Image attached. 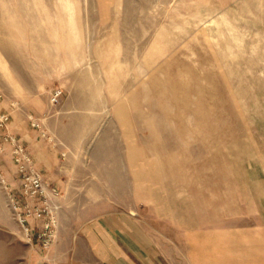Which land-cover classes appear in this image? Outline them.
Returning <instances> with one entry per match:
<instances>
[{
	"label": "rangeland",
	"instance_id": "374dc122",
	"mask_svg": "<svg viewBox=\"0 0 264 264\" xmlns=\"http://www.w3.org/2000/svg\"><path fill=\"white\" fill-rule=\"evenodd\" d=\"M2 113L35 167L31 148L52 160L39 171L64 183L67 214L48 249L28 241L0 129V264L87 261L75 226L124 209L137 167L228 202L243 167L264 164V0H0Z\"/></svg>",
	"mask_w": 264,
	"mask_h": 264
},
{
	"label": "crops",
	"instance_id": "0c3cea01",
	"mask_svg": "<svg viewBox=\"0 0 264 264\" xmlns=\"http://www.w3.org/2000/svg\"><path fill=\"white\" fill-rule=\"evenodd\" d=\"M30 152L36 169L53 168ZM144 170L126 171L131 199L124 209L106 205L78 221L75 238L88 254L82 264H264V164L243 167L228 202L223 192L195 202Z\"/></svg>",
	"mask_w": 264,
	"mask_h": 264
},
{
	"label": "built area",
	"instance_id": "2783aa9c",
	"mask_svg": "<svg viewBox=\"0 0 264 264\" xmlns=\"http://www.w3.org/2000/svg\"><path fill=\"white\" fill-rule=\"evenodd\" d=\"M62 91H53L52 103L57 104ZM30 126L40 129L42 121L32 115L27 116ZM9 117L0 114V129L3 130L2 143L9 145L12 163L19 181L21 201L11 200L15 218L30 243L48 249L57 234L58 215L62 209V194L57 186L48 182L36 169L33 158L24 145L7 131ZM43 136V135H42ZM3 149L0 147V152ZM4 183V180H1Z\"/></svg>",
	"mask_w": 264,
	"mask_h": 264
},
{
	"label": "bare ground",
	"instance_id": "6f19581e",
	"mask_svg": "<svg viewBox=\"0 0 264 264\" xmlns=\"http://www.w3.org/2000/svg\"><path fill=\"white\" fill-rule=\"evenodd\" d=\"M65 6H66V8L67 9H69L70 11H71V5L68 3V2H65ZM72 17V13H71V15H70V18ZM71 25H73V23H71Z\"/></svg>",
	"mask_w": 264,
	"mask_h": 264
}]
</instances>
